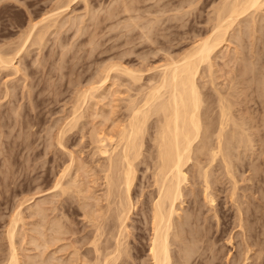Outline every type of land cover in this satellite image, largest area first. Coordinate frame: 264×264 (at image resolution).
I'll return each mask as SVG.
<instances>
[{
    "label": "bare ground",
    "instance_id": "6f19581e",
    "mask_svg": "<svg viewBox=\"0 0 264 264\" xmlns=\"http://www.w3.org/2000/svg\"><path fill=\"white\" fill-rule=\"evenodd\" d=\"M74 1L70 0L68 2L71 3ZM81 1L83 2L85 1L86 3L87 0H81ZM166 1L167 0H165V3ZM186 1L185 3H187ZM119 2H120L119 4L120 6L118 4L117 6L116 4L113 5L115 8L109 5L111 7V9L109 8L111 12H107L108 13L107 18L109 17L108 19L110 20L113 18L115 23L116 21L115 18L119 14L127 13L130 14L129 19L131 18L132 20L134 18L132 11L134 10L133 8L136 6L137 3L136 4L134 3L135 6H133L134 4H132L133 6L132 7L131 3L135 2L134 0L132 2L129 0H121V1L119 0L116 3ZM194 2L192 1L191 4L193 5ZM87 3L85 5H87ZM187 4L189 5V2ZM62 5L58 6L57 8H54V10H51V12L47 13L48 15L46 14L45 18H43L41 22H38L36 24L31 23V25H29L30 27L28 33L25 32L26 35L24 34L25 40L22 39L23 43L22 41L19 42L22 43V45L19 44L20 48L18 47L19 49L16 52H14L15 54L12 53L11 56H8L7 53L4 54L3 51L0 50V70L2 71L6 69L13 70L14 68H17V66L15 67L14 65V60L16 59V56L20 54L19 53L20 51L25 52L26 50L25 48L28 45L27 42L30 41L29 39H31L32 37H33L32 39H34V42L33 40H31L32 44L35 45L43 44L42 42L45 41L44 38H46V34L50 32L49 31L50 28L51 27L55 28V26H57L56 23L59 22L62 23L61 19L58 22L59 18H62L63 14H65L64 13L65 10L70 8L69 4L64 6ZM117 7L120 8V11L118 10L119 8ZM169 7L170 6H168V8ZM177 8L178 7H176V9ZM187 8L189 9V7ZM195 8L193 9L194 11ZM213 8H214V14L211 15V17H209L208 19L210 20L211 23L207 21L210 24L207 26H211L210 29L207 28L209 29L208 32L206 30L208 35L205 37L202 36L203 38L200 37L201 39H199V34L196 33L198 35V40L197 38H195L196 40L195 39L193 40L194 45L192 44L189 50L183 51V54H180V56L175 57L172 56L171 54L172 52L171 49H173L172 45L174 43L171 44L173 41L171 40V38H169L170 33L169 34L167 33V31L169 32L170 28H166L165 25H163L162 28L160 27L163 30L165 26V29L163 30V33L165 31L164 34H161L162 30H160L161 32L160 31L155 32V30H152L153 27L152 29L149 28V31L152 30L154 31V33H158V34L160 33L161 35L159 37L156 36L157 38L151 35L152 36L151 38L149 35L151 33L147 31L146 33L147 35L145 34L144 41L145 40L149 41L151 45L148 46L150 47L154 44L157 45L155 47L152 46L151 50L148 47L149 53L147 54L152 56V54L154 53L157 56H159V53L162 55L163 51H165L164 53H166L163 57L164 63L162 61L163 64L161 65L159 64V66L157 67H155L156 65L153 66L154 70L156 71L155 73L156 75L152 74L153 78L150 77L151 79L148 77L149 83L145 82L146 84H142L144 79L143 76L145 73L144 70H146L147 68L136 70L130 67L127 68L126 66L121 67L120 65H118V63L117 64L111 63V66L109 64V67L105 66V69L104 68H103L104 70L102 69L103 70L102 75L100 74H99L100 76L98 75L99 76L98 80L96 79L95 82L92 81V83H90L91 85L89 84L90 86H88L89 88L86 85L87 88L85 87L84 91L82 90H81L82 92L80 91L81 92L79 93L80 95L78 94L80 97L76 98L78 100L77 102L79 103L78 106L73 107L74 108L73 112H71L70 114L71 116L69 115L70 116L69 121L66 120L67 122L65 123V126L64 127L61 126L63 127L62 130L60 127L61 130L60 134L59 133L57 134L58 139L57 138L52 139V137L50 136L49 142L50 141L51 142L49 144L54 142V141L52 142V140L57 139L56 142H58V144L62 146L61 148H64L66 150L68 148L66 144L67 142L65 143L66 141L65 138L67 137L66 135L69 134V132L72 134L74 129L77 131L79 129L78 126H81L80 128L85 130L86 127L93 121V125L90 124L93 128L92 129L90 128V131L86 132V134H84L83 137L87 138L85 148L88 150L85 158L86 159L90 158L91 160H93L91 163L96 162V167L92 166L91 163L86 162L83 157H82L83 159H80L79 154H77L78 155L77 157H74L76 156L75 153H73L75 149L69 152L71 156L70 164L68 163V161L65 162V165H67L66 163H68L69 165L66 167L62 166L64 168L63 171L58 172L60 173V175L59 177L55 178V183L54 185H52L53 187L51 186L52 188L55 189V191L58 190L56 191L57 194L56 195L54 194V196L52 197L61 196L63 197V200H65L64 201L65 203L63 204L62 202L63 205L61 204L62 205L61 208H59L58 205H56L58 203L54 204L53 202L47 199L46 200L44 199L45 200L44 202L43 201L39 203L36 202V205L34 203L35 206L33 209L35 211V215L37 214L35 217L37 216L39 217V222H37L38 225L35 224L33 225L32 223H30L32 224L33 227H37V228L32 227L35 233L37 232V234L35 233H34L35 235L31 234L29 235L30 237L28 235H24L25 233H22L19 230L20 229L19 224L20 223L22 224L24 221L23 219L26 218V216L25 217L22 216V214L24 215V213L22 212V210L20 211L21 208L18 210V212H16L15 215L13 214L14 216L12 215L13 217H10V219L11 218L13 219L10 220L11 222L8 225V228H6L7 232L5 233L7 235L5 237L8 238V242H9V252L6 254L7 256H3L4 259L0 261V264H21L22 258L27 259L28 262L25 260V263L27 264L55 263V262L53 263V260H57L56 258L55 259L53 258L55 254H52L51 255L52 257L49 255V258H45L43 260H40L39 262L32 261L33 259L35 261L36 258L35 256L38 254H34V255L31 254L26 255V253L25 255L22 254L20 251L22 247L20 245L24 244L22 243L24 242V240L25 242L30 241L32 245L34 243V246L36 245L35 247L37 248V250L39 249L37 253L40 252L38 256L41 258L45 249H47L48 247L52 248V246L53 247L55 246V243L57 245L58 242L60 243V241L70 240L69 245L76 246V247L74 246V251H73L74 253L72 252L73 254H71V255L76 254L75 259L73 260L75 263L73 262V264H263L264 263L261 260L263 253L261 252V250L262 248H264L262 247V244L264 242L261 243L262 240L260 241L259 239L260 236L258 237L259 234V233L257 234L258 231L255 232L256 231L255 229L257 227L256 228L254 227L255 229L253 228L254 226L253 222L255 223V221L249 219L250 216H248L247 212H251L253 209L250 210L248 208L249 210L248 211L247 207L245 208L243 207L244 209L242 208V205L243 206L245 205L244 204L245 201L241 199L243 197L242 195L238 196V194H240L238 188H240L239 185L241 183L238 185L239 182H238V178L236 177V171L238 173L240 172V169L242 170L243 168L240 165V167L236 169L237 168L236 166H238L236 164L237 163L244 164L245 163L244 160L247 159L245 158L243 160L241 158V157L244 158L246 156L239 155V153L241 152L240 149L242 148L244 149L243 151L246 152L247 150L252 149L254 147L253 150H255L256 145L254 146V144L256 143L254 142L253 138L256 137H254V135L257 136L259 133H261L264 130V119H263L264 118L263 117L264 116V65L263 62H260V60L264 58L262 55L264 52V46H262L261 49L259 48L260 52L256 51L257 53H255V55L252 54L251 56L250 52L248 53L249 56H251V58H249L251 60L250 61L248 60L249 62H247V57H246L248 56V54H246L245 52L243 53L242 51L243 49H245V46L243 48V45H245L246 40L245 42L243 40L244 37L246 39V36L252 40L255 39L256 41H258V42L255 41L258 44L256 45L254 40L251 41L250 39L249 40L247 39L248 42L249 41L252 42L251 45L255 44L256 47H259V45L261 46V44H259L261 42V41L259 42L260 37L256 38V35L257 33L258 34L260 33L262 35L264 34V25H262V23L264 24V0H222L221 3L216 4V7L214 6ZM181 9L182 8H180L179 10ZM210 9L208 10L210 11ZM191 11L189 14H191ZM140 13L138 14L139 16ZM157 13L160 14L159 11ZM93 14H96V12H94ZM166 14L167 13H164L163 15ZM131 15L133 18L131 17ZM175 16L177 15L175 14ZM187 16L185 14V17ZM189 16L191 18V15ZM80 19L82 20V17ZM47 21L50 24V25L48 24V26L44 25V23H46ZM100 21H97V23ZM125 21L128 22V20ZM163 21L161 22L163 23ZM52 22H56V23H52ZM94 22H96V20ZM146 22H148V20ZM154 22L157 23L156 20ZM175 22L179 23V21H175ZM51 23L55 25L51 26ZM137 23L135 22L133 25H138L139 23L138 24ZM152 23L153 22L151 21V24L150 23L149 24L153 26L154 24L152 25ZM42 24L44 26L40 27V25ZM124 24L127 26L126 22ZM143 25L144 28L145 26H147L145 25V22L143 23ZM46 26L49 28V30H47L48 28H46ZM174 27H176V25L173 26V28ZM41 28H43V31H41L42 30ZM58 28H60V25L58 26ZM135 28H140V26L138 25V27ZM157 28H159V26L156 27L155 29ZM133 30L131 29L130 31ZM47 31L48 33H46ZM252 36L255 37L251 38ZM185 37H188L187 34ZM163 39L164 40L166 39V41L164 42ZM235 39L238 41H236ZM129 40L131 41V39H128V41ZM140 40H142V38ZM233 40H235L237 43H235V41L233 43ZM186 41L188 42L187 39ZM238 42L240 43L243 42L244 44L243 43L240 44ZM232 43L234 44L233 46H240L239 49L242 48L241 51L237 47L231 49L230 46ZM158 44H162V45L165 44V45L158 46ZM251 45L249 43L250 48L248 50L252 49L253 47L255 48V46L251 47ZM262 45H264L263 42ZM225 49L228 51V54L224 52ZM232 50H233V55L231 52ZM144 51H143V55H144ZM147 51L148 50H146V52ZM254 52L255 51H253V53ZM129 53H131V51ZM220 54H225L224 56H222V58H225V60H227L226 62H224L225 65L223 63V66L220 65L222 63L217 64L218 63L217 61H219L217 59L220 58ZM230 54L232 56H229ZM124 55L125 54H123L122 58L124 57ZM176 55H178V52ZM145 56H141L140 58L141 59L142 57L147 58ZM157 56H155V58ZM239 59H241L243 63ZM259 62L261 63L260 66H258ZM234 64H237L238 67L234 66ZM217 65L219 70H217L216 68ZM231 65L234 68L235 67L237 68L233 70L234 68H232ZM223 67L225 69L226 67L230 68V69L227 68L226 72L224 73L225 76L232 73L231 74L232 77H230L231 75H229V77L227 76L225 77L223 74L220 73L221 71L225 70ZM142 68H144V65L142 66ZM16 70L17 71L21 70V68L20 69L17 68ZM147 70L152 71L153 69L151 68ZM218 71L222 77L220 75H219L220 77H218L219 74ZM120 77L127 78L126 80L128 81L126 82H128L127 84H130L129 86L130 88L131 86H133L134 88V86L136 85H138V88L136 86V90H135L132 88L130 89L128 87L130 93L132 92V90L133 91L135 90V93L134 94L132 93L133 95L129 96L130 99L128 98L129 99L128 105H126V109H125L127 113H125L124 115L125 119L123 120V122L121 121L122 123L121 122H120L121 124L119 123L120 126L119 125L117 126L115 124L117 121L114 123V125L117 126V127L116 126L113 127L114 129L117 128L116 131L114 129L113 131L112 127L111 129L107 128L109 130H104L102 127L103 123L105 122L106 125V122H108L109 120L112 121L114 120L110 119V117L112 116L111 114L112 112H110L109 114L107 108L106 110L104 109L108 103L103 105V102L106 101V99H109L110 95L111 97H113L112 95L116 94L115 92L117 91L118 88L116 90L113 88L118 83L117 81H115L116 78H118L117 80L119 81ZM219 78H223V79L226 78V80L227 78L229 79L228 80L229 83L225 80L229 85L224 84V87L225 85L228 86L227 88L226 87L224 88L223 85L221 88V84H219L220 86L218 85L219 81L217 80ZM201 79L202 81L205 80L203 84L201 83V81H199ZM119 86H122V84H119ZM13 93L14 92L12 91V94ZM128 93L129 92L127 91V95ZM8 96L9 94L6 97ZM254 102L258 107L252 105V103ZM111 103L112 100L110 104ZM99 104H102L103 106H98ZM113 110L114 109L112 108L111 111ZM14 111L16 115L17 110L15 109ZM87 115L91 119H93L90 121V123H89L90 118ZM260 115L263 116L260 117ZM7 116L8 115H6V117ZM85 118L89 119L88 125L86 124V122H83ZM97 119L99 121L101 119V121L99 122ZM95 120H97L98 122L95 123ZM80 122H82L83 125L86 124L87 126L86 127L83 126L85 127L83 128L82 125H80L82 124ZM82 129L81 132L78 133L81 134ZM253 129L254 131L255 130L257 131L254 132V135L251 134L253 133L251 132ZM261 129L263 130L260 131ZM255 133L258 134L256 135ZM51 134L52 133H50V135ZM257 138H259V135L257 136ZM82 139L83 138L81 136L80 140L82 141ZM256 140L257 139H255V141ZM257 141H260L264 145V142H262L263 141L262 138L261 140L259 139ZM261 143L258 144L262 146ZM53 149H51V152ZM238 149H239V153H237ZM243 151L241 152V155L242 153L243 154L245 153ZM262 153H264V151ZM63 155H65V153ZM238 155L240 156V160H238L239 159ZM254 156L251 157V159L255 158ZM262 156L259 157L261 158ZM78 157L79 159H77ZM235 158L238 159L235 160ZM260 158L258 159L257 162L258 165L260 164L259 163ZM6 161L8 162V160ZM9 162H11V160ZM263 163H261L260 165H264ZM257 164L256 162L251 163V166H249L250 165L249 163L247 164L249 166L248 168H250L251 172H253L251 173L250 171H248L249 169L247 170L248 172H250L251 175L253 174V176L250 175L251 177H253L252 179L249 176H247L248 177L247 181L253 180L256 176L260 174V173L258 174V172L261 170V168L263 169V167L259 166V168L261 167L259 170ZM9 165L11 164L9 163ZM141 166H145V168L142 170V168L140 169ZM73 169H75L74 173L72 172L74 171ZM92 170L95 173L94 175L96 176V179H94L95 176L92 177L94 180L93 182L98 181V179L99 181L100 180L103 181L100 182V184L98 182H97L98 184L95 182L96 183L95 185L98 186L101 185V187H103L102 191L100 192L101 193L100 195H97L98 194L97 192H92V190L94 189L93 187L95 186L94 184L93 187H90L91 183L90 185L87 184L89 181H87V183L85 182L84 184H82L83 178L81 179V177L84 176L85 177L84 179H86V177L89 178L90 177L89 172H91ZM140 170H142L143 173V175L141 174L142 178L139 177L138 174L139 172H141ZM147 172H149V174H147ZM243 174L245 173H242L241 175L243 176ZM242 176H240V178ZM220 177L223 178L227 177L228 180L231 182L230 185L232 184L230 188L231 191L230 190L228 191H230L229 200L236 204L237 211L239 214L238 215L239 220L238 217L237 218L235 217L237 219V222L239 221V223L237 226L234 224L236 227H239L240 229L239 233L237 232L238 234H236L237 236L232 234L234 231L232 232L231 228L229 231V224L227 221L229 216L227 217V213L221 215L222 217L218 214V210H217L218 204L216 202L219 197L217 198V193L218 191L219 193L226 192L223 191L224 189H222L221 187L226 182L224 181L225 183L223 182L224 183L223 184L222 183L223 178ZM66 178L68 179L66 180ZM5 179L7 180L6 177ZM80 179L82 181V182L80 181L81 184H79L78 181ZM139 181L141 182L140 184L138 183ZM254 181H260L259 177L257 180H253V184L257 183V182L254 183ZM241 182H244V180ZM217 184L219 187L218 191H216L215 188V185ZM98 186L96 187L98 188ZM242 188L243 186L240 189ZM260 189L262 190V193H260L259 191L258 192L260 193L261 196L263 194V187ZM260 189L258 188V190ZM246 193L245 195L243 193L242 194L246 196V199H248L249 196L247 197ZM72 196L79 198L77 201L79 202V208L81 209V212L83 211L82 215L87 221V224H85L86 226L83 231L85 234L82 232L84 234L83 235L84 240L81 238L82 241H84V246H88V248L85 249V253H83L81 249L79 250V244L82 242H80L79 239H77V237L74 240L66 237V235L68 234L70 235V233L74 235L76 232L80 231L75 229L76 227L74 229L77 231L71 228L73 226L69 225L70 222L65 223L67 219L65 217H69L68 218L70 219L69 221H71L72 219L70 218L71 215L70 212L68 211L70 210V208L73 207L72 206L73 203L71 202L74 198ZM240 196L242 197L239 199ZM225 198H227L226 194H225ZM70 199H72L71 202ZM249 199L246 202L247 206L251 205L248 202ZM239 200L242 201L243 204ZM74 201L76 200L74 199ZM103 201L105 202V204ZM254 204L256 203L253 202L252 204L253 207L252 206L250 207L255 209V211L253 210L254 212L256 211L258 212ZM206 205L210 206L209 210L210 211L212 210L215 213L213 215L218 220L217 224L211 223L213 219H209V216L205 217L206 215L205 213L207 212L204 211L205 209L204 206ZM245 209H246V215L244 211ZM58 211L62 212L61 215L60 213L56 214V212ZM31 212H33V210ZM252 213L253 212H251L249 215H252ZM62 214H64L63 216H65L64 217L65 221H63L62 219L63 218ZM32 215L33 214L29 215L30 218H33ZM50 216H52V218ZM219 216L221 217V220L223 218L222 220L223 223L221 222ZM246 220L248 221L249 226H247ZM237 222L235 223L237 224ZM72 223L75 224V222ZM30 224H28L29 227ZM19 234L20 235L23 234V236H19ZM235 236L236 238L242 237L243 240L241 241L239 240L238 242L236 241L234 243L233 241L235 239ZM21 237H24L23 238L24 240L23 241L20 240L22 242H20V245H17L18 238ZM68 241L66 242L68 243ZM69 245L67 247L65 246V249L68 248ZM229 245H232V249L229 248ZM58 246H55L57 247V251H61L58 250L59 249ZM234 248L236 250L234 253H232V250H234ZM255 248L256 250L254 251V254H252L253 255L252 257L251 253H253L252 251ZM41 249H44V251ZM24 250L22 249V252ZM54 250L56 251V249ZM57 251L54 253L57 254ZM79 251H81L82 253ZM32 256L33 258L31 260ZM50 257L53 259H51ZM68 259L70 258H67V260ZM251 259L252 261L250 262ZM58 260H61V258ZM65 261L66 259L63 260V263ZM60 262H62V260ZM67 262L69 264H72L71 261H67Z\"/></svg>",
    "mask_w": 264,
    "mask_h": 264
},
{
    "label": "rangeland",
    "instance_id": "374dc122",
    "mask_svg": "<svg viewBox=\"0 0 264 264\" xmlns=\"http://www.w3.org/2000/svg\"><path fill=\"white\" fill-rule=\"evenodd\" d=\"M68 1H70V0H0V50L3 51L4 54L7 53L8 56H11L12 53L15 54L14 52H16L20 48V45H22L23 40H25V38H24L26 35L25 32L28 33V30L30 27L29 25H31V23L36 24L38 22H41V20L43 18H45L47 13L51 12V10H54V8H57L58 6H60L62 4H63L62 6L68 5V4L70 5L69 6L70 8H68L66 10L64 8L65 14H63L62 18H59V20H58V22H59L61 19L63 24L61 22L56 23L57 21L52 22V23H56L57 26H55V28L51 27L49 30V28L47 27L49 22L47 21L46 22L47 24L44 23V25H47L46 28H48L47 30H49L50 32L49 33H48V31L46 32L48 34H46V38H44L45 41L42 42L43 44H41V45L40 44L39 45L38 44H36V45L32 44L31 40H33V42H34V39H32L33 38L32 37L31 39H29L30 41L27 42L28 45L27 46L25 45L26 48L24 46V48L26 49V50L24 49L26 53L23 51L19 52L20 54L17 55L18 57L16 56V59L14 60V65H15V67L17 66V68H19V69L21 68V70L17 71L16 70L17 68H14L15 70L14 69L13 70H10V69L7 70L6 69L4 71L0 70V100H1L0 101V248H1L0 249V261L2 259H4L3 256H7L6 254L9 252V242H8V238L5 237V236H7L5 233L7 232L6 228H8V225L11 222L10 220L13 219V218L10 219V217H13L16 214V212H18V210L20 208H21L20 211L22 210V212L24 213V215L22 214V216H24V217L26 216V218L23 217L24 218L23 219L24 224L23 223L19 224V226H20L19 230L22 233H25L24 235L29 236V235L35 233L33 228H37V227H33L32 224L38 225L37 222H39V217L38 216L35 217L37 214L35 215V211L33 209L34 206L36 205V202L37 203H39L41 201L44 202L47 199V200H50L51 202H53L54 204L58 203L56 205H58L59 208H61L62 205L65 203L64 202L65 200H63V197H61V196L52 197V196H54V194L56 195L57 194L56 191H58V190L55 191V189L52 188L53 187L52 185H54V183H55V178L59 177V175H60V173H58V172L63 171L64 168L62 166L66 167L70 164V162H71L70 157L71 156H70L69 152L73 151V149H75L76 151L74 150L75 152L73 151V153H75L76 156H74V157H77L78 156L77 154H79L80 159L84 158L85 161L88 163H91L93 161L90 158H87V159L85 158L87 155L88 149L85 148L87 138H84L83 136H84V134H86V132L90 131V128L91 129L93 128L91 126V125H93V121H92V123H90V121L93 119H91L88 115L87 116L90 118V120L88 118H85V120H83L84 119L83 118L82 120H83V122H86L87 125L89 123L91 125L90 124L88 126L86 124L83 125V123L80 122V123H82V124H80V125H82V127L87 126L85 130L80 128L81 126H78L80 131L78 128H76V129H78L77 131L74 129L72 134L69 132V134L66 135L67 137L65 138V140H66L65 143L67 142L66 144L68 147V148L65 147V148H67L66 150L64 148H61L62 146H60L58 144V142H56V140L58 139L57 134L58 133L60 134V131L65 126V123L67 122L66 120L69 121V117L71 116L70 114H71V112H73V109H74L73 107L74 106L76 107L79 104L77 102L78 100L76 99V98L80 97L79 93H81L82 91L85 90L86 85L88 87L91 85L90 83H92V81L95 82L96 79L98 80L99 76L102 75V71L105 69V66L109 67V64L111 66V63L112 64L118 63V65H120L121 67L126 66L127 68L130 67V68L136 69V70L145 69V68H147V69L152 68L154 70L153 66L156 65L155 67H157V66H159V64L160 65L163 64L164 63L163 57L166 54V53H164L165 51H163L162 55L159 53V56H157L156 54L153 53L152 56L154 55L153 56L154 58L151 55L147 54V53H149L148 47L151 50L152 46H154V47L157 46L156 44H154L150 47V46H148V45H151L150 42L147 40L144 41L145 34L147 33V31L151 33V34H149L151 38H152V36L157 38L156 36L159 37L161 34L165 33V31L163 33L165 26H166V28H170L169 32L167 31V33L168 34L170 33L169 38H171V40L173 41L171 44L174 43L172 45L173 49H171L172 50L171 54H172V56H175V57L180 56V54H183V51H187L191 48V46L193 44V40L195 38H197V40H198L197 34H199V39L208 35L207 32L211 27V26H207V25H210L209 23H211L210 20H208V19H209V17H211V15L214 14V8L213 7L214 6L216 7V4L222 2V0H201V2H200V0H191V1H189V0L188 1H186V0H183V1L182 0H176V1L175 0H167L165 3V0H161V1L160 0L159 1L158 0H146V1L145 0H134L135 2L131 3V6H132V4L137 3L136 4L137 7L135 6V4L133 5L136 7V9L134 7L133 8L134 10L132 11L134 18L131 15V17L133 18L131 20V18L129 19L130 14L123 13V14H119L120 16L118 15L119 17L117 16L115 18V20L117 22L115 21V23H114L113 18L111 20L108 19L109 17L107 18V16H108L107 12H111V10H110L111 7L115 8L113 5H115V4H116V6H117V4L119 5L120 2L116 3L119 0L118 1H116V0H89L88 1L87 0L86 3L90 2L89 4L87 3V5H85L86 4L85 1L83 2L81 0H76V1L72 0L74 2H71V3ZM129 1L132 2L133 0H129ZM181 1L183 2V4ZM185 1L187 3L189 2V5L187 3H185ZM192 1L193 2L195 1L193 3V5L191 4ZM184 3L187 4L188 6L185 5ZM211 4H213V5H211ZM183 5H185V6H183ZM168 6H170V7L168 8ZM186 6L189 7V9ZM138 7H139V10L141 13L139 12ZM176 7H178L179 9L182 8L183 12H182V9L179 10L178 8L176 9ZM117 8H119V7H117ZM163 8L165 11L163 10ZM194 8H195V11L197 10L196 12L193 10ZM210 8L213 10H211ZM208 9H210V11ZM118 10L120 11V8ZM135 10H137V11H135ZM158 11L160 14L157 13ZM163 11H164V13H167V14L163 15L164 14ZM190 11H191V14H189ZM94 12H96V14H93ZM133 12H136V13H133ZM86 13H88V14H86ZM139 13H140L141 19H140V16L138 15ZM184 13L186 14V16L191 15V18H190V16L185 17ZM172 14H174V15H172ZM175 14L177 16H175ZM109 15H110V13H109ZM136 15H137V17H136ZM168 15H169V17H168ZM179 15H180V18H179ZM95 16H97V17L100 16V17H98L99 20ZM81 17H82L83 22L80 19ZM173 18H175L176 20ZM182 18H184V19H182ZM100 19H101V21H100ZM195 19H196V21H195ZM95 20H96V22H94ZM125 20H128L129 23ZM147 20H148V22H146ZM150 20L153 22L152 23V25L154 24L153 26L150 25L151 24ZM153 20L154 21L156 20L157 23H155ZM97 21H100V22L97 23ZM161 21H163V23ZM175 21H179V23L175 22ZM102 22H103V24H102ZM118 22L121 25H119ZM125 22L127 23V26L124 24ZM135 22L139 23V24L138 23L137 24L140 26V28H135V27H138V25H133ZM144 22H145V25H147V26H145V28L143 27ZM185 22H186V24H185ZM52 23H51V26L55 25ZM81 23H82V26H81ZM95 23H97V24H95ZM44 25L42 24V25H40V27L41 26L43 27ZM59 25H60V28H58ZM96 25H99V26H96ZM130 25L132 26V28ZM163 25H165V26H164V29L162 30L161 28L163 27ZM172 25L173 26L176 25V27L173 28ZM262 25H264V24L262 23ZM94 26H96V27H94ZM158 26H159V28H157V29H159V30L155 29ZM97 27H99V28H97ZM141 27L144 31L141 29ZM152 27H153V29H152ZM149 28H151L152 30H155V32L156 31L159 32L160 30H162V33L161 34L160 33L159 34L154 33V31H152L150 29L152 31L151 32V31H149ZM207 28H209V29H207ZM37 29H39V28H37ZM41 29L40 30L43 31V28H41ZM92 29L93 30L96 29V30L93 31ZM131 29L132 30L135 29V30L130 31ZM170 30L174 34H172ZM206 30H207V32H206ZM90 31H91V33H90ZM141 31H142V33H141ZM193 31H194V33H193ZM79 32H80V34H79ZM83 32H84V34H83ZM34 34H35V32H34ZM97 34L98 35L100 34V35L98 36ZM141 34H142V36H141ZM143 34H144V36H143ZM186 34L188 37H185ZM174 35H175V37H174ZM196 35H197V37H196ZM257 35H259V36H257ZM257 35H256V38L260 37V39H261V40L259 39V42L261 41L259 43V44H261V46L260 45H259V47L255 46V44L258 45L256 43L258 41H256L255 39H253L254 42L256 41L255 44L251 45V43H252L251 41H253V40L246 36V39L244 37L243 41L245 42V40H246V43L248 42L249 39L251 41H249L247 43L248 45L246 43H245V45H243L244 43L241 42V43H243L242 44L243 48L245 46V49L242 50L243 53L245 52L246 54H248L250 52V55L252 56V54L255 55V53H257L256 51L260 52L261 47L264 46V45H262V42L264 43V34L262 35L260 33L259 34L257 33ZM261 36H262V38H261ZM21 37H23V38H21ZM139 37H141L143 41L140 40L141 38H139ZM173 37L175 38V41H174ZM254 37L252 36L251 38H254ZM161 38H163V37H161ZM128 39H131L132 42L130 40L128 41ZM186 39L188 40V42L186 41ZM93 40L94 41L97 40V41L94 42ZM98 40H100V41H98ZM189 40H191L192 42ZM235 40H233V43ZM21 41H22V43H19ZM163 41L165 42L166 39L165 40L163 39ZM236 41H238V40H236ZM236 41H235V43H237ZM146 42H149V43H146ZM233 43L230 46L231 49H233L234 47H237L239 49L240 46H233L234 45ZM238 43H240V42H238ZM249 43H250L251 47L255 46V48L253 47L254 50H253V48L248 50L250 48ZM171 44H168V45H171ZM143 45H145V46H143ZM160 45L164 46L165 44L164 45L158 44V46H160ZM186 48H188V49H186ZM241 49H239V50L241 51ZM146 50H148V51L146 52ZM171 50H169V51H171ZM130 51H131V53H129ZM143 51H144V55H143ZM251 51H252V53H251ZM253 51H255V52L253 53ZM177 52H178V55H176ZM224 52H226L228 54V51L226 49ZM231 52L233 55V50ZM262 52H263V50H262ZM123 54H125V55L122 58ZM173 54H175V55H173ZM224 55L225 54H220V58L217 59V60H219V61H217L218 62L217 64L222 63L220 65L223 66V63L227 61V60H225V58H222V56H224ZM232 55L230 54L229 56H232ZM262 55L264 57V52ZM141 56H145L147 58L142 57V59H141L140 58ZM155 56H157V57L155 58ZM244 56H246V55H244ZM251 56H249V54H248V56H246L247 62H249L251 60V59H249V58H251ZM149 57H150V59H149ZM143 58H144V61H143ZM227 58H228V56H227ZM262 59L260 60V62H263V65H264V58H262ZM147 60H149V61H147ZM222 60H223V62H222ZM239 60L242 62L241 59H239ZM252 60H253V58H252ZM162 61H163V63H162ZM260 62H259L258 66H260V64H261ZM143 65H144V68H142ZM220 65H219V67H220ZM224 65H225V63H224ZM232 65H233V63H232ZM232 65H231V67L234 68ZM140 66H141V68H140ZM234 66H237V64H234ZM237 67H235V68H237ZM216 68H217V70H219L218 65ZM227 68H229V67H226V69ZM235 68L233 70H235ZM226 69L224 71L220 72L224 76H225L224 72H226ZM229 69H228V71H229ZM146 70H144L145 73L143 76L144 79H143L142 84H146L145 82H148L150 77L153 78L152 74L156 75L155 70L154 71L153 70L152 71L147 70L148 73ZM218 73H219V71H218ZM220 73L218 74V77L221 76ZM231 74H229V75H231ZM150 75H152V76H150ZM229 75H226V76L229 77ZM230 77H232V75ZM117 79L118 78H116L115 81H117L118 83L116 82L117 84L113 88L115 90L118 88L117 91L115 92L116 94H114L115 96L112 95L114 98L111 97V95H110L112 103L116 99V101L113 103L114 105L112 103L110 104L111 100H110L109 96H108L109 99H106V101L103 102V105L108 103L104 109L106 110V108H107V111H109V114H110V112H112L111 113L112 116L110 117V119L114 120V121L109 120L108 122H106V125L104 122L103 126H102L104 130H109V129H111V127L113 130L114 129L113 127H115L116 125L118 126L121 121L123 122V120L125 119L124 115H125V113H127L125 109H126V105H128V100L130 99L129 96L133 95L135 93L136 86L138 88V85L134 86V88H133V86H131V88L135 89V90L134 91L132 90V92L130 93V90H129L130 84H127L128 83V82H126V81H128V80H126L127 78L120 77L119 81ZM220 79H223V78H219L217 80V81H219V83L218 82L217 83H218V85L221 84V88H222V85L224 87V84L229 85L228 84L229 83L228 78H227V80H226V78H224L223 80H220ZM123 80H124V82H123ZM199 81H201V83L203 84V82L205 80L202 81V79H201ZM119 84H122V86H119ZM124 85H126V86H124ZM227 85H225L226 88L228 87ZM9 86H10V88H9ZM208 87H209V85H208ZM6 89H7V91H6ZM206 89H208V88H206ZM12 91L14 92L13 94H12ZM127 91L129 92L128 95H127ZM6 93H7V95L9 94L8 97H6L7 96ZM103 105L99 104L98 106H103ZM252 105H254L255 107H258V106H256L255 102L252 103ZM112 108L114 109L113 111H111ZM15 109L17 110L16 115H15V111H14ZM11 110L13 111L14 114L12 113ZM262 110H263V108H262ZM6 115H8V116L6 117ZM262 116L260 115V117H262ZM88 120H89V123H88ZM97 120H95V123H97L99 121V120L98 121ZM100 121H101V119H100ZM114 123L116 125H114ZM61 126H63V127H61ZM106 126H109V127H106ZM60 127H61V130H60ZM85 127H83V128H85ZM107 128H109V129H107ZM81 129H82L83 135H82V133L81 134L78 133V132H81ZM116 129L117 128H115L114 130L116 131ZM262 130L263 129H261L260 131H262ZM251 132H253L251 134L254 135V132H257V131L256 130L254 131V129H253ZM262 132L259 134L255 133L256 135L257 134L259 135V138H257L258 135L257 136L254 135V137H256V138H253L254 142L256 143V144H254V146L255 145L257 146V147L255 146V150H253L254 149V147H253L252 149H249L250 152H249V150H247L245 152V151H243L244 149L241 148L240 149L241 152L242 151L245 152L244 154L242 153V155H241V152L239 153V149H238L237 153H239L240 156H246L244 158L243 157H241V158L243 160L245 158H247L246 159L247 161L244 160V162H245L244 164H238L237 163L238 161H237L236 165H238V166H236L237 167L236 169H238L240 167V165L243 168L245 167L246 169L242 168V170L240 169V172L242 171L241 174L245 173V174H243V176H246V177H243L240 174V172L237 173V171L235 169L236 177L238 178V182H239L238 185L241 183L240 184L241 186L239 185V187L241 188L243 186V188H242L243 191H242V189L238 188L240 191L239 192L240 194H238V196L239 195L243 196V197L240 196L239 199L242 197L241 199L245 201L244 202L245 205L244 206L242 205V208L247 207V210L249 208L250 210L253 209L255 211V209L252 208L253 207L252 204H253V202L256 203V204H254V206H255L256 210H258V212L257 211L254 212L252 210L251 211V212H253L252 215H249L251 212H247V213H248V216H250L249 219H251L252 221H255V223H256L255 224L253 222V224H254L253 228L257 227L256 229L255 228L254 229L256 230L255 232L258 231L257 234L259 233L258 237L260 236L259 239H260V241L262 240L261 243L264 242V235H263V233H264L263 232L264 231V228H263V226H264V195H263L264 194V185H263L264 184V174H263L264 173L263 172L264 171V165H260V164L264 162V155H263L264 153H262L264 151V145L260 141H257V140H259V139L261 140V138H262L263 139L262 142H264V137H263L264 135H262V134H264V132L263 133ZM50 133H52V134L50 135ZM50 136L52 137V139L57 138L54 140L51 139L52 142L54 141L51 144H49L51 142V141L49 142ZM81 136L83 138L82 141L80 140ZM260 136H262V137H260ZM255 139H257V140L255 141ZM257 142L261 143L262 146L260 144H258ZM53 145H54V147H53ZM51 149H53L52 152H51ZM9 153H11V154H9ZM64 153H65V155H63ZM259 154H262L263 156L259 155ZM240 156H239V159L235 158V160H237V159L240 160ZM253 156L255 158L251 159V157H253ZM259 156H262V157L260 158ZM79 157L77 159H79ZM236 157H237V155H236ZM259 158H260V160H262V159L263 160L262 161L259 160L260 164L258 165L257 162H258ZM6 160H8V162ZM10 160H11V162H9ZM67 161L69 164L66 163L67 165H65V162H67ZM255 162L258 165V168H259V166H261V167H263V169L260 167L261 170H260V168H259V170L261 172L260 171L258 172V174L260 173L259 175H262V176H259L258 174H257L258 176H256L257 179L259 177L260 181H254V183L255 182H257V183L253 184V180H257L256 177L251 181L250 180L247 181V179H248L247 176H249L251 179L253 178V177H251V176H253V174L252 175L250 174L251 170L248 167L251 166V163H255ZM9 163L11 165H9ZM248 163L250 164L249 166L247 165ZM91 165L96 167V162L91 163ZM242 165H244V166H242ZM141 168L143 170L145 168V166H141L140 169ZM73 170L74 171H72V172L74 173L75 169H73ZM142 170H140L141 172L138 173L139 177H141V178L143 175ZM247 170L250 172H248ZM5 172L6 173L9 172V173H7V175H6ZM92 172H93V170L91 172H89L90 173L89 176L91 178L89 176H88L89 178L86 177V179H84L85 178L84 176L81 177V179L83 178L82 179L83 182L80 179V180H78L79 184H81V182H82V184H84L85 182L87 183V181H89L87 184L90 185V183H91L90 187H93L97 182L99 184H100V182H103L102 180L99 181L98 178H97L98 181H95L96 183L93 182L94 180L92 177L95 176L94 175L95 173L94 172L92 173ZM251 173H253V172H251ZM147 174H149V172H147ZM237 175H239V176H237ZM240 176H242V177L240 178ZM5 177L7 178V180L5 179ZM73 177H75V176H73ZM220 178H223V177H220ZM67 179L68 178H66V180ZM94 179H96V176L94 177ZM226 179L228 180L227 177L222 179V183L224 181L226 182V183L224 182L225 184L223 183L224 185L221 184L224 186V188H223V186L219 185L222 187V189H224L223 191H226L225 193L224 192L219 193L218 184L215 185L216 191H218L217 198L219 197L217 199V202H216L218 205L217 204L216 205H217L218 214L220 216L227 213V217L229 216L227 219L228 224H229V231L231 228V231L232 232L234 231L232 234L236 235L240 231L239 227H236L239 223V221L237 222V219H236L239 214L237 211L236 204L229 200V197H230L229 192L231 191L230 188H231L232 184L230 185L231 182L229 180H228L229 181L228 182ZM243 180H244V182H241ZM138 183L140 184L141 182L139 181ZM256 184H257V186H256ZM96 186H98V185H95L93 187L94 191L92 190V188H91V190H92V192L98 193V194L97 193H95V194L100 195L101 194L100 192L102 191L103 187H101V185H99L100 187L98 186V188H97ZM261 186L263 187V194H262L263 196L262 195L260 196V193H262V190L260 189V188H262ZM248 188H250V189H248ZM258 188L260 190H258ZM97 189H100V190H97ZM225 189H227V190H225ZM228 190H230V191H228ZM246 191H247V193H246ZM227 192H228V194H227ZM223 193H224V195H223ZM242 193L244 195L246 193L247 197L249 196L248 199L249 198L250 199L248 202L251 204L250 206H252V207H250L249 205L247 206L246 202L248 199H246V196H244ZM251 193H253V194H251ZM225 194H226L227 198H225ZM73 198L76 201H74ZM73 198H72L73 200L70 199V202L72 200L71 203H73L72 206L74 208L72 207L68 211L70 212V215L72 216V217L70 216V218H72L71 221L75 222V224L72 223L71 221H69L70 220V219H68L69 217L63 216L64 214H62V217H63L62 219H63V221H65L64 219L67 218L65 223L70 222L69 225L73 226L71 228L74 229L76 227L75 229L81 231V232L80 231L76 232L74 235H72L70 233V235L68 234V235H66V237L71 238L73 240L76 239V237H77V239H79V241L82 242V243L79 242L80 244L78 243L79 244V250L81 249V251L83 253H85V249H87L88 246H84V241H82V239H83V235L85 234L83 231L85 229V226H86L85 224H87V221L85 220V218L82 215L83 211L81 212V209L79 208V202H77L79 198H77V197H73ZM251 198H253V199H251ZM226 199H228V200H226ZM54 201H57V202H54ZM62 202H63V204H62ZM240 202H242V201H240ZM34 203H35V205H34ZM104 204H105V202H104ZM242 204H243V202H242ZM257 204H258V207H257ZM20 205H22L23 207ZM224 205H226V206H224ZM18 206H19V208H18ZM207 206L208 205L204 206V208L206 209V210L204 209V211L207 212V213H205L206 214L205 217L209 216V219H213L212 221L210 220L211 223L217 224L218 220L213 215L215 213L212 210H211L212 212L209 210L210 206H208V207ZM260 206H262V207H260ZM29 207H31V208H29ZM225 208L227 209V211ZM27 209H29V210H27ZM207 209L209 210V212ZM32 210H33V212H31ZM14 211H15V213H14ZM60 211L56 212V214L60 213V215H61L62 212H60ZM244 211H245V215H246V209ZM210 213H212V214H210ZM235 213H236V215H235ZM30 214H33L32 215L33 218H30V216H29ZM260 216H261V218H260ZM50 217L52 218V216H50ZM221 217H220V220H221ZM35 219H36V221H35ZM222 220H223V218H222ZM222 220H221V222H222ZM234 220H235V222H237V224L234 222ZM238 220H239V217H238ZM30 223H32V224H30ZM246 223H247V226H249L248 221ZM25 224H27V225H25ZM28 224H30V227ZM6 225H7V227H6ZM235 229H237V230H235ZM26 230H28V231H26ZM77 230H75V231H77ZM35 234H37V232ZM19 236H23V234H21V235L19 234ZM236 236H235V239L233 241L234 243L236 241L238 242L239 240L240 241L243 240L242 237L236 238ZM21 238H18V244L17 245H20V242H22L24 240L23 239L24 237H21ZM26 239H28V238H26ZM20 240H22V241H20ZM66 241H68V240L60 241V243L58 242L57 245L55 243V246L59 245L58 250H61V251H57V247H55V246L54 247L52 246V248L48 247L47 249H45L46 252L44 251V249H41L44 251L42 258L38 256L40 252L37 253V251L39 249L37 250V248L35 247L36 245L34 246V243L32 245V243L30 241L25 242V240H24V242H22L24 244L20 245V246L22 247L23 250L24 249H26V250H24L22 252V249H21L20 251L24 255H25V253H26V255L38 254L35 256L36 258L34 257L35 261H34V259L32 260L33 256L31 257V260L33 262H36V261L39 262L40 260H43L45 258H49V255L51 256L52 254H55L56 257L54 256L53 258L54 259L56 258L57 260H53V263L55 262L54 264H69L67 261H71V263L73 264V262H74L73 260L75 259L76 254L75 255H71V254L74 253L73 251H74L75 245H71L73 247V249H72V247L69 245L70 240L68 241V243ZM60 244H62L64 248ZM67 244L69 245L70 248L68 247L65 249V246ZM81 244H83V245H81ZM263 244H262V247H264ZM20 246H18V247H20ZM81 247H83V248H81ZM77 248H78V245H77ZM229 248L232 249V245H229ZM35 249H36V252H35ZM54 249H56L57 254L54 253V252H56ZM263 249L264 248H262V250ZM53 250H54V252H53ZM235 250L236 249L234 248V250H232V253H234ZM255 250H256V248L253 249V251H252L253 253H251L252 257H253L252 254H254ZM262 250H261V252H263V253H262V257H261L262 259L261 260L264 262V260H263L264 250L263 251ZM5 251H6V253H5ZM81 251H79V252H81ZM51 252H53V253H51ZM58 252H60V253H58ZM53 258H51V259H53ZM60 258H61L62 262H60L61 260H58ZM67 258H70V259L67 260ZM71 258H72V260H71ZM65 259H66V261H65L66 263L65 262L63 263V260H65ZM25 260L27 261V259L22 258L21 264H27V263H25ZM251 261H252V259L250 260V262ZM36 264H39V263H36Z\"/></svg>",
    "mask_w": 264,
    "mask_h": 264
}]
</instances>
